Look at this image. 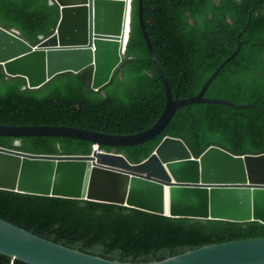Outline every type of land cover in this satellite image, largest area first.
<instances>
[{
    "label": "trees",
    "instance_id": "trees-1",
    "mask_svg": "<svg viewBox=\"0 0 264 264\" xmlns=\"http://www.w3.org/2000/svg\"><path fill=\"white\" fill-rule=\"evenodd\" d=\"M133 0L125 61L100 91L94 67L58 75L38 89L0 65V124L68 126L116 135L152 128L167 93L152 59ZM145 19L175 99L197 97L216 70L243 48L210 86L206 97L259 108L194 104L177 111L156 139L101 150L146 161L170 136L199 159L211 147L236 156L264 154V0H145ZM60 8L51 0H0V27L32 46L54 34ZM19 142V144H18ZM0 147L37 155H91L95 144L66 137H1ZM0 218L39 237L109 260L162 261L206 246L264 238V224L173 218L138 208L0 190ZM0 264L12 258L0 253ZM15 264H27L16 260Z\"/></svg>",
    "mask_w": 264,
    "mask_h": 264
},
{
    "label": "water",
    "instance_id": "water-1",
    "mask_svg": "<svg viewBox=\"0 0 264 264\" xmlns=\"http://www.w3.org/2000/svg\"><path fill=\"white\" fill-rule=\"evenodd\" d=\"M144 2L139 4L140 23L167 93L160 120L132 135L68 126L0 124L1 137H66L96 146L91 155H37L0 147V190L110 203L173 218L264 224V154L236 156L213 146L197 159L184 140L170 136L140 164L101 150L102 146L131 147L156 139L185 106L260 107L206 97L221 71L240 54L245 30L239 34L238 49L197 97L175 99L148 31ZM54 3L60 8L58 26L36 46L0 27V65L6 75L25 78L28 89L41 88L58 75L80 74L94 67L92 87L100 91L125 60L129 0H51ZM0 253L27 264H264V238L206 246L162 261L129 263L65 247L0 218Z\"/></svg>",
    "mask_w": 264,
    "mask_h": 264
},
{
    "label": "clouds",
    "instance_id": "clouds-1",
    "mask_svg": "<svg viewBox=\"0 0 264 264\" xmlns=\"http://www.w3.org/2000/svg\"><path fill=\"white\" fill-rule=\"evenodd\" d=\"M132 3H133V0H129L130 19H131ZM130 24H131V22H130ZM2 28H3V27H2ZM4 29H5V28H4ZM6 30H7V29H6ZM8 31H9V30H8ZM129 31H130V29H129ZM16 33H17V32H16ZM17 34H18V33H17ZM128 37H129V33H128ZM127 42H128V38H127ZM127 42H126V50H127ZM238 45H239V44H238ZM242 48H243V46H242ZM241 51H242V50H241ZM240 53H241V52H240ZM125 55H126V54H125ZM124 61H125V60H124ZM232 61H233V60H232ZM229 63H230V62H229ZM229 63H228V64H229ZM228 64H227V65H228ZM225 68H226V67H225ZM225 68H224V69H225ZM224 69H223V70H224ZM223 70H222V71H223ZM222 71H221V72H222ZM56 77H57V76H56ZM218 77H219V76H218ZM218 77H217V78H218ZM93 78H94V76H93ZM112 80H113V79H112ZM111 82H112V81H111ZM92 83H93V81H92ZM26 88H27V87H26ZM92 88H93V87H92ZM102 89H103V88H102ZM93 90H94V89H93ZM96 92H98V91H96ZM180 100H181V99H180ZM259 106H260V105H259ZM260 107H261V106H260ZM254 108H258V107H254ZM1 125H4V124H1ZM18 144H19V142H18ZM95 147H96V146H95ZM94 150H95V149H94ZM103 151H104V150H103ZM108 153H109V152H108ZM114 154H116V153H114ZM195 158H196V157H195ZM44 239H45V238H44ZM49 241H50V240H49ZM52 242H53V241H52ZM57 244H58V243H57ZM60 245H61V244H60ZM65 247H66V246H65ZM68 248H69V247H68ZM71 249H72V248H71ZM13 262H14V264H15V263H16V259L13 258V259H12V264H13Z\"/></svg>",
    "mask_w": 264,
    "mask_h": 264
},
{
    "label": "built area",
    "instance_id": "built-area-1",
    "mask_svg": "<svg viewBox=\"0 0 264 264\" xmlns=\"http://www.w3.org/2000/svg\"><path fill=\"white\" fill-rule=\"evenodd\" d=\"M13 264H14V262H13Z\"/></svg>",
    "mask_w": 264,
    "mask_h": 264
}]
</instances>
